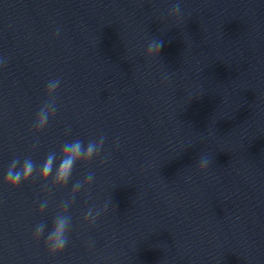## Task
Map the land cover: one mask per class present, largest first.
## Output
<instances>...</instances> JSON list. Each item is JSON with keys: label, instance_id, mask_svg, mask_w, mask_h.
Returning <instances> with one entry per match:
<instances>
[{"label": "water", "instance_id": "95a60500", "mask_svg": "<svg viewBox=\"0 0 264 264\" xmlns=\"http://www.w3.org/2000/svg\"><path fill=\"white\" fill-rule=\"evenodd\" d=\"M54 78L56 116L34 133ZM100 135L106 163L77 165L63 189L3 182L16 156L39 164ZM89 171L50 256L35 226ZM0 264H264V0H0Z\"/></svg>", "mask_w": 264, "mask_h": 264}, {"label": "clouds", "instance_id": "9594fccd", "mask_svg": "<svg viewBox=\"0 0 264 264\" xmlns=\"http://www.w3.org/2000/svg\"><path fill=\"white\" fill-rule=\"evenodd\" d=\"M181 13L179 2L172 5L169 15L176 17ZM162 41L158 38H153L148 43L146 50V57L154 59L159 58ZM61 80L59 78L50 79L45 85V97L42 105L38 109L35 118L32 122V131L34 133L43 132L48 126L49 121L56 116L57 92L60 89ZM70 131V130H69ZM67 134V133H66ZM107 137L100 135L96 139H89L86 143L84 140L76 138L70 141H65L59 149V152L50 151L39 164L32 158V156H16L10 162L6 172L3 175V182L8 185L10 189H16L23 183L30 180L38 179L45 192L53 188L63 189L73 179V173L77 165H88L93 160L100 158L101 164L106 163L107 154L101 158V153L104 150V145ZM36 142L33 144V150L38 146L39 139L35 138ZM212 163V159L207 155L201 153L198 158L197 170L201 173L207 171ZM95 179V174L89 171L83 179H77L72 183L70 198L62 201L58 206V210L52 219V226L47 229L44 222L38 223L33 231L32 238L39 241L44 237L45 247L50 256H58L64 252L70 242L72 217L69 215V209L75 202L77 194L82 190L86 191L90 188ZM190 179V178H189ZM49 180L51 184L49 185ZM109 203H112L109 198ZM49 201L45 198L39 204V212L44 213L48 207ZM108 205L105 204L103 209L96 212L89 208L84 214L83 221L86 224H95L102 212L107 211ZM47 229V234L46 233ZM90 242V245L91 246Z\"/></svg>", "mask_w": 264, "mask_h": 264}]
</instances>
